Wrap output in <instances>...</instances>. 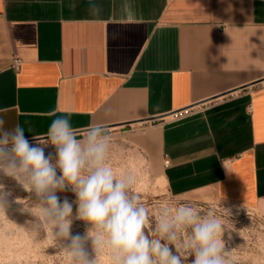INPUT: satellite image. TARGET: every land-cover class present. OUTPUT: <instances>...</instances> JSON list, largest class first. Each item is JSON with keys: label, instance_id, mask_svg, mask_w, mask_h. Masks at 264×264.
<instances>
[{"label": "crops", "instance_id": "obj_1", "mask_svg": "<svg viewBox=\"0 0 264 264\" xmlns=\"http://www.w3.org/2000/svg\"><path fill=\"white\" fill-rule=\"evenodd\" d=\"M96 2L0 0L5 127L153 123L171 194L264 210V0Z\"/></svg>", "mask_w": 264, "mask_h": 264}, {"label": "clouds", "instance_id": "obj_2", "mask_svg": "<svg viewBox=\"0 0 264 264\" xmlns=\"http://www.w3.org/2000/svg\"><path fill=\"white\" fill-rule=\"evenodd\" d=\"M89 12L101 14L96 0H89ZM128 22L135 21L129 16ZM50 115L44 137L30 140L19 123L5 127L0 114V175L35 197L20 211L40 222L62 264H185L189 258L190 264H234L224 239L229 208L202 213L191 203L168 201L149 208L137 194L138 172H118L110 163L113 136L103 124L80 131L70 112ZM65 191L76 199L61 200L57 193ZM12 195L0 182V221H9L11 203L24 205ZM76 220L86 225L83 234H73Z\"/></svg>", "mask_w": 264, "mask_h": 264}, {"label": "rangeland", "instance_id": "obj_3", "mask_svg": "<svg viewBox=\"0 0 264 264\" xmlns=\"http://www.w3.org/2000/svg\"><path fill=\"white\" fill-rule=\"evenodd\" d=\"M195 110H187L184 114L194 113ZM153 125L139 123L107 127L113 136L110 163L118 172L128 167L138 172L140 184L137 194L149 208L164 201L187 202L198 207L202 213H207L212 208L219 209L223 204L231 210V216L226 217L228 231L224 234L229 257L234 264H264V210L256 204L225 200L212 195L183 199L171 194L159 172L158 148L151 133ZM143 137L144 140L141 139ZM48 151L54 149L49 147ZM0 182L12 192L10 200H24V205L11 203L7 210L9 221H0V264H62L58 249L53 247V240L40 222L28 212L20 211L24 206L29 207V199L35 200V197L12 178L0 175ZM57 195L61 200L64 197L70 201L76 199L71 191ZM85 227L84 222L76 220L72 232L83 234ZM190 259L185 264H190Z\"/></svg>", "mask_w": 264, "mask_h": 264}, {"label": "built area", "instance_id": "obj_4", "mask_svg": "<svg viewBox=\"0 0 264 264\" xmlns=\"http://www.w3.org/2000/svg\"><path fill=\"white\" fill-rule=\"evenodd\" d=\"M21 64H22V58L19 56H14L13 63H12L13 68H15V70H19ZM169 162H170L169 157L165 155L164 164L167 165L169 164Z\"/></svg>", "mask_w": 264, "mask_h": 264}]
</instances>
